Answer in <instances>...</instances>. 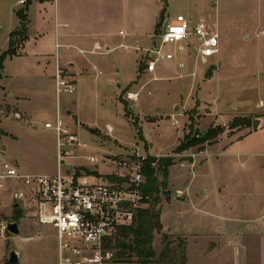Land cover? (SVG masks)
Returning a JSON list of instances; mask_svg holds the SVG:
<instances>
[{"label": "rangeland", "instance_id": "1", "mask_svg": "<svg viewBox=\"0 0 264 264\" xmlns=\"http://www.w3.org/2000/svg\"><path fill=\"white\" fill-rule=\"evenodd\" d=\"M33 1L30 43L24 55V44L17 50L23 56L6 58L0 78V164L11 163L29 176L56 173V137L44 125L60 114L88 145L69 166L114 178V162L126 156L173 159L168 185L160 190L164 229L154 237L155 260L167 235L178 264L182 254L189 264H264V0H45L42 7ZM15 3L0 0V57L9 31L19 25ZM180 13L220 31V53L202 64L193 39L183 44L190 46L184 68L178 60H160L156 72L148 73L154 57L149 51ZM56 14L66 15L72 30L96 34L100 48L78 52L56 42ZM74 53L82 61L76 68L66 60ZM59 57L60 66L75 73L73 95L57 93L52 66ZM220 59L225 69L205 78ZM8 91L24 99L17 105ZM256 119L260 124L253 131ZM210 128L222 133L193 145ZM181 145L187 149L180 153ZM91 156L99 162H90ZM36 214L34 190L9 181L0 192V264H9L11 250L18 264H58L55 230L39 224ZM15 222L19 235L2 231L3 224ZM208 231L222 234L208 239Z\"/></svg>", "mask_w": 264, "mask_h": 264}, {"label": "built area", "instance_id": "2", "mask_svg": "<svg viewBox=\"0 0 264 264\" xmlns=\"http://www.w3.org/2000/svg\"><path fill=\"white\" fill-rule=\"evenodd\" d=\"M27 1L20 0V4ZM193 39L197 40L195 51L202 64L219 54L220 34L203 18L179 14L166 25L160 45L149 51L154 57L148 61L146 71L155 73L160 60H178L177 67L184 68L190 46L183 44ZM169 46H175V50H165ZM55 80L59 95L75 94L76 81L67 68L60 66L58 58ZM45 128L56 137V173L29 176L21 174L11 163H2L0 192L12 180L34 190L38 223L52 226L56 233L58 264H128L116 262L114 252L107 245L149 205L150 197L144 192L148 157L135 154L120 158L114 162L115 177L105 178L98 170L68 165L69 159L78 157L77 150L88 145L69 129L60 114L55 122L46 123ZM88 159L95 164L99 162L94 156ZM152 167H157V162ZM176 193L179 197L184 194L181 190ZM14 197L22 199L24 193H15ZM1 229L6 231L7 224ZM26 240L34 241L35 237Z\"/></svg>", "mask_w": 264, "mask_h": 264}, {"label": "trees", "instance_id": "3", "mask_svg": "<svg viewBox=\"0 0 264 264\" xmlns=\"http://www.w3.org/2000/svg\"><path fill=\"white\" fill-rule=\"evenodd\" d=\"M30 1L28 0L27 4ZM18 16L20 28L10 35L9 49L0 57V72L4 68L6 58L17 56V50L28 38L26 10L20 11ZM237 123L238 120H235L233 127H236ZM221 133L222 129L220 128H210L201 140H193V145L213 141ZM203 146L204 144L201 145V147ZM186 149V146L181 145L177 151L181 153ZM154 162H156V159H149L145 169L147 184L144 187V192L145 195L150 197L148 207L140 210L133 224L122 228L119 234L107 245V248L114 252L116 262L130 263L136 259V262L139 264H178L173 248L175 242L168 240L167 235L164 237L165 247L160 253L158 260H155L154 237L155 234L161 233L164 229L161 222V212L157 208L160 203V190L168 185L169 169L174 165V161L172 158H161L157 161V167H152V163ZM159 176H161L162 181H160ZM182 261L183 264L187 263L185 254H182Z\"/></svg>", "mask_w": 264, "mask_h": 264}, {"label": "crops", "instance_id": "4", "mask_svg": "<svg viewBox=\"0 0 264 264\" xmlns=\"http://www.w3.org/2000/svg\"><path fill=\"white\" fill-rule=\"evenodd\" d=\"M33 0L30 1L29 4H25V5H21L20 4V0H16V3L13 5V7H15L16 9L13 10V12L16 14V17L18 19V22H19V25L13 29H11L9 31V37H8V44H7V49H5V52L8 51L9 49V40H10V35L17 31L19 28H20V19H19V16H18V13L20 11H24L26 10V14H27V18H28V26H27V40L25 41L24 43V49H23V55L25 54V45L30 43V40H31V37L29 35V32H30V27H31V20H30V10L32 9V7L34 6L33 3L34 1L32 2ZM38 1V5L39 6H43L45 3L44 1L45 0H37ZM181 14V13H180ZM179 15V14H178ZM185 15V14H184ZM193 17V16H191ZM194 18V17H193ZM175 19V18H174ZM174 19H171L170 21L174 20ZM62 20V21H61ZM56 31H55V37H56V42L60 43V40H62L63 42V47L66 48L67 50H76L78 52H85L86 49L88 48H91L90 46H93L94 48H100V45L98 44L97 41H95V36H97L96 34L92 33L90 34V32H86V31H83V30H79V31H74V29L72 30L71 27H72V21L66 16L64 15V17L62 18H59V16H57L56 14ZM100 25L101 27L103 26L104 28V25H103V22H101ZM58 27H63V29H58ZM219 34H220V42L222 41V38H221V32L220 31H217ZM104 34V33H103ZM102 34V35H103ZM264 34V32H263ZM105 35V34H104ZM39 37H43V35H39ZM106 37V35L104 36ZM247 39L250 38V35H247L246 36ZM108 50L110 49L109 47H106ZM93 52V51H91ZM220 53V52H219ZM23 55H17V56H23ZM15 56V57H17ZM10 57V56H9ZM12 58V57H11ZM66 60H71L70 62L68 63H72V64H68L70 65V67L72 68H76V65L78 66L79 64H77L79 61H81L80 59L77 58V56L75 55V53L73 54L72 57L66 59ZM60 57H59V64L61 65L60 63ZM82 62V61H81ZM211 65H216V69L214 70V76L216 75V72H219L220 69H225L226 67V64L224 62H222V60L220 59L218 62H212ZM210 65V66H211ZM56 66H57V61L56 63L52 66L53 69V73H55L56 71ZM68 67V66H67ZM79 68H82L81 66ZM4 69H5V66L3 68V76L1 77V81H3V78L5 77L4 75ZM68 69V68H67ZM84 69V68H82ZM69 70V69H68ZM69 72V71H68ZM70 74H72V76H75L72 71L69 72ZM2 90L5 91V87L2 85ZM14 96L15 100L16 101V104L18 105V102H20L21 100L24 99V97L22 96H19L17 93H13V92H7V96ZM132 96V95H131ZM70 110H68L67 112H69ZM50 121H47L46 123H48ZM45 123V124H46ZM45 126V125H44ZM46 129V128H45ZM48 131H50L49 129H46ZM52 131V130H51ZM95 133H96V130H95ZM194 163L196 164V161H194ZM219 234H222L220 232H217L215 233V231H208L205 236L206 238L208 239H215L217 240L218 237H219ZM176 235H181V236H185V234L183 233H177ZM195 236V235H193ZM198 236V235H196ZM194 239H197L195 237H193ZM199 239V238H198ZM187 264H189V257H188V262ZM231 264H238V260H236V263H231Z\"/></svg>", "mask_w": 264, "mask_h": 264}, {"label": "water", "instance_id": "5", "mask_svg": "<svg viewBox=\"0 0 264 264\" xmlns=\"http://www.w3.org/2000/svg\"><path fill=\"white\" fill-rule=\"evenodd\" d=\"M216 65H211L206 74H205V78H209L210 76L213 75L214 70L216 69ZM260 124V120L256 119L253 121V131H256L258 129V126ZM91 132L93 134H95V130H91ZM7 231L12 234V235H19L20 234V229H19V225L18 223H8L7 224ZM8 263L9 264H18L19 263V255L15 250H11L9 253V257H8Z\"/></svg>", "mask_w": 264, "mask_h": 264}, {"label": "bare ground", "instance_id": "6", "mask_svg": "<svg viewBox=\"0 0 264 264\" xmlns=\"http://www.w3.org/2000/svg\"><path fill=\"white\" fill-rule=\"evenodd\" d=\"M132 97H134V95H132Z\"/></svg>", "mask_w": 264, "mask_h": 264}]
</instances>
